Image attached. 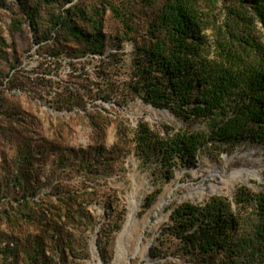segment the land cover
I'll use <instances>...</instances> for the list:
<instances>
[{
	"label": "rangeland",
	"instance_id": "1",
	"mask_svg": "<svg viewBox=\"0 0 264 264\" xmlns=\"http://www.w3.org/2000/svg\"><path fill=\"white\" fill-rule=\"evenodd\" d=\"M164 3L0 0V264H198L170 236L172 211L264 188V144L208 148L194 167L172 172L140 157L141 123L162 136L205 129L116 96L140 49L155 42L150 26ZM65 13L91 43L97 31L87 20L97 21L104 55L55 27Z\"/></svg>",
	"mask_w": 264,
	"mask_h": 264
},
{
	"label": "trees",
	"instance_id": "2",
	"mask_svg": "<svg viewBox=\"0 0 264 264\" xmlns=\"http://www.w3.org/2000/svg\"><path fill=\"white\" fill-rule=\"evenodd\" d=\"M87 21L97 31L92 43L66 13L54 25L102 56L104 35L97 21ZM150 29L155 42L140 49L125 92L116 89L118 100L139 97L205 129L171 134L163 128L162 136L139 124L134 142L144 163L157 160L172 172L194 167L208 148L264 144V0H165ZM121 137L114 147L120 156ZM84 203L77 206L86 211ZM170 220V236L198 264H264V188L242 186L233 199L185 202Z\"/></svg>",
	"mask_w": 264,
	"mask_h": 264
},
{
	"label": "bare ground",
	"instance_id": "3",
	"mask_svg": "<svg viewBox=\"0 0 264 264\" xmlns=\"http://www.w3.org/2000/svg\"><path fill=\"white\" fill-rule=\"evenodd\" d=\"M256 172L254 171H249L247 174H245V177L246 178H249L250 176H253L255 175ZM172 195H170L169 197L167 198H163L159 204V206L157 207V210H156V213L155 214H159L161 213V211H163L168 205L169 203L171 202L172 200Z\"/></svg>",
	"mask_w": 264,
	"mask_h": 264
}]
</instances>
